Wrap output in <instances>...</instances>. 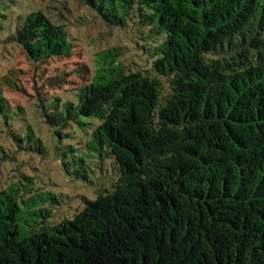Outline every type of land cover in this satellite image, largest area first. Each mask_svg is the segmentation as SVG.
I'll return each instance as SVG.
<instances>
[{
  "label": "trees",
  "instance_id": "16d2710c",
  "mask_svg": "<svg viewBox=\"0 0 264 264\" xmlns=\"http://www.w3.org/2000/svg\"><path fill=\"white\" fill-rule=\"evenodd\" d=\"M79 1L132 25L150 67L97 52L90 81L49 119L91 127L120 177L52 224L49 196L0 187V264H264V0ZM17 40L35 61L73 47L41 9ZM10 109L0 84V114Z\"/></svg>",
  "mask_w": 264,
  "mask_h": 264
},
{
  "label": "rangeland",
  "instance_id": "374dc122",
  "mask_svg": "<svg viewBox=\"0 0 264 264\" xmlns=\"http://www.w3.org/2000/svg\"><path fill=\"white\" fill-rule=\"evenodd\" d=\"M36 9L64 25L73 44L67 55L35 61L18 42L21 22ZM131 26L108 24L79 0H0V84L11 108L6 117L0 114V187L26 184L49 196L41 203L53 212L48 224L73 218L85 198L112 191L120 177L107 147L91 145V127L77 121L57 125L49 118L65 111L63 103L73 101L77 89L90 81L97 52L115 47L128 70L150 67L144 41Z\"/></svg>",
  "mask_w": 264,
  "mask_h": 264
}]
</instances>
